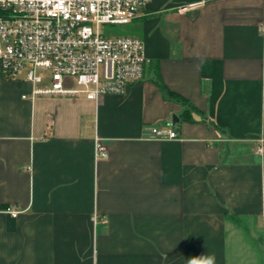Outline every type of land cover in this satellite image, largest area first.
Instances as JSON below:
<instances>
[{"label": "crops", "instance_id": "1", "mask_svg": "<svg viewBox=\"0 0 264 264\" xmlns=\"http://www.w3.org/2000/svg\"><path fill=\"white\" fill-rule=\"evenodd\" d=\"M199 1L127 24L146 65L122 95L30 101L0 72V264H264V0L176 12Z\"/></svg>", "mask_w": 264, "mask_h": 264}, {"label": "built area", "instance_id": "2", "mask_svg": "<svg viewBox=\"0 0 264 264\" xmlns=\"http://www.w3.org/2000/svg\"><path fill=\"white\" fill-rule=\"evenodd\" d=\"M150 0H0V72L4 79L32 85L22 95L84 97L97 102L105 95H122L143 79L146 58L142 41L112 35L102 26L127 25ZM208 0L176 8L185 13ZM148 138L175 140L170 127H151ZM255 153L264 156V140ZM95 162L107 150L95 136ZM16 217L19 211L7 210Z\"/></svg>", "mask_w": 264, "mask_h": 264}, {"label": "trees", "instance_id": "3", "mask_svg": "<svg viewBox=\"0 0 264 264\" xmlns=\"http://www.w3.org/2000/svg\"><path fill=\"white\" fill-rule=\"evenodd\" d=\"M153 82L163 97L169 100L176 101L183 106H188L189 108L193 109L192 106L188 103V101L185 98L181 97L180 95L172 92L171 90L167 88V86L161 80L159 74L156 75V77L153 79ZM188 120L192 121L191 119H188Z\"/></svg>", "mask_w": 264, "mask_h": 264}, {"label": "rangeland", "instance_id": "4", "mask_svg": "<svg viewBox=\"0 0 264 264\" xmlns=\"http://www.w3.org/2000/svg\"><path fill=\"white\" fill-rule=\"evenodd\" d=\"M102 29L109 31L112 35H128V25L102 26Z\"/></svg>", "mask_w": 264, "mask_h": 264}, {"label": "water", "instance_id": "5", "mask_svg": "<svg viewBox=\"0 0 264 264\" xmlns=\"http://www.w3.org/2000/svg\"><path fill=\"white\" fill-rule=\"evenodd\" d=\"M177 118L175 116H173V123L177 122Z\"/></svg>", "mask_w": 264, "mask_h": 264}]
</instances>
